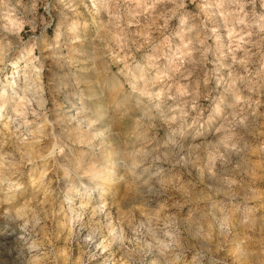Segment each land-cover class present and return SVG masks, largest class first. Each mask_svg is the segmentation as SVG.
Returning <instances> with one entry per match:
<instances>
[{"label": "clouds", "instance_id": "1", "mask_svg": "<svg viewBox=\"0 0 264 264\" xmlns=\"http://www.w3.org/2000/svg\"><path fill=\"white\" fill-rule=\"evenodd\" d=\"M0 264H264V0H0Z\"/></svg>", "mask_w": 264, "mask_h": 264}]
</instances>
